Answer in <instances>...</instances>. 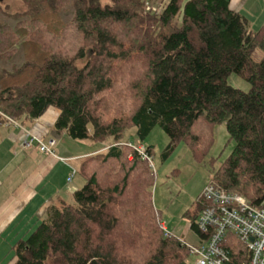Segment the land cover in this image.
<instances>
[{
  "label": "trees",
  "instance_id": "16d2710c",
  "mask_svg": "<svg viewBox=\"0 0 264 264\" xmlns=\"http://www.w3.org/2000/svg\"><path fill=\"white\" fill-rule=\"evenodd\" d=\"M0 0V123L25 127L50 107L74 140L109 145L79 158L84 184L59 197L14 245L13 264H187L182 238L166 230L153 201L155 172L123 141L160 126L163 157L185 142L199 162L225 123L235 145L210 182L264 207V24L230 0ZM236 73L250 84L229 83ZM153 156V145L146 146ZM130 154H133L130 157ZM192 226L203 210L197 198ZM230 264L249 259L234 234ZM238 239V240H236Z\"/></svg>",
  "mask_w": 264,
  "mask_h": 264
},
{
  "label": "rangeland",
  "instance_id": "374dc122",
  "mask_svg": "<svg viewBox=\"0 0 264 264\" xmlns=\"http://www.w3.org/2000/svg\"><path fill=\"white\" fill-rule=\"evenodd\" d=\"M165 1L167 0H148V4L150 7L158 9ZM2 2V5L7 2L11 3L12 6L18 3L17 0H4ZM260 27H256V29H260ZM253 57L255 60L260 61L264 57V51L259 47L256 48ZM229 83L244 91L250 89L249 82L236 73L229 76ZM136 130L137 128L134 126L129 128L123 141L119 142L120 145L130 142L140 145L141 141L136 136ZM53 138L56 139L57 143L61 141L55 136ZM169 142V135L160 126H156L142 142L145 147L153 145L152 163L148 161L155 172V181L152 185L154 205L168 231L181 237L186 242L198 244L199 234L193 228L192 218L188 213L191 212L193 215L196 213L197 198L210 182L214 168H217L227 158L234 148L235 142L230 139L226 124H220L217 127L215 145L210 153V156L215 157L214 166L207 163V161H197L185 142L179 143L164 158L163 154ZM10 143V140H6L1 143L0 147L4 150L0 152V155L2 154L0 156V264H8L14 259L13 245L38 225L39 218H37L36 210L38 203L42 204V202L37 197L32 202L26 203V201H23V197L33 187L32 184L40 179L41 175L45 174L43 166L38 163L39 159L33 157L36 152L26 160L25 158L21 159V155L15 154L17 151L22 150L21 146ZM110 143L111 139H107L100 144L89 142V144H83V147L90 152L94 148L104 147ZM60 144L61 148L71 152L73 146L69 147L67 141L60 142ZM33 150L35 151L36 148ZM66 151L63 150V155L67 153ZM57 154L59 157L66 158L60 153ZM78 160L60 161V165L61 167L66 164L69 166L71 162V164L75 165L76 163L78 166L80 162ZM69 168V174L72 173L73 168L77 169L74 166H69ZM74 178L73 183L78 185V188L84 184L79 173H76ZM55 179L59 182L61 180L60 177ZM66 198L71 199L70 193L67 194ZM238 241L240 242V240ZM236 244L240 247L244 245L241 242ZM197 259L196 255L189 254L187 264H197Z\"/></svg>",
  "mask_w": 264,
  "mask_h": 264
},
{
  "label": "built area",
  "instance_id": "2783aa9c",
  "mask_svg": "<svg viewBox=\"0 0 264 264\" xmlns=\"http://www.w3.org/2000/svg\"><path fill=\"white\" fill-rule=\"evenodd\" d=\"M10 122L21 128L19 145L24 148L37 146L41 152L58 157L55 138L46 140L20 122ZM127 144L152 163V156L145 145L132 142ZM59 159L67 162L72 158ZM76 173L77 169L73 168L68 181ZM202 195L205 206L194 221L199 231V243L191 244L182 239L190 254L197 256V264H230L232 258L227 247L231 243L226 239L229 233L238 237L249 252V259L244 264H264V207H257L244 195L226 190L212 182L208 183Z\"/></svg>",
  "mask_w": 264,
  "mask_h": 264
},
{
  "label": "crops",
  "instance_id": "0c3cea01",
  "mask_svg": "<svg viewBox=\"0 0 264 264\" xmlns=\"http://www.w3.org/2000/svg\"><path fill=\"white\" fill-rule=\"evenodd\" d=\"M230 6L233 10L245 15L250 20L251 26L254 30H257L258 28L256 29V27H260L261 24H264V0H230ZM58 115L59 110L55 107H50L40 118L32 122H27L25 127L30 129L33 133L44 137L46 140L53 139V136H55L61 140L60 142L67 141L70 145H68L69 147L73 146L71 147V152H67L65 149L61 148L60 142L57 143V141V148L55 147V151L61 155H63V150L66 151L67 153H64L63 156L66 158H72L71 161H76L77 159L82 158L97 149L103 148L100 146L99 148H94L89 152L83 147V144H89L88 141H75L72 138L68 139L69 136L64 131H58L54 127V123ZM21 134V128L15 126L11 122L0 123V147L2 145L1 143L6 140H10V144L19 145L18 141L21 137ZM21 148L22 150L17 151L15 154L21 155V159L25 158L26 160L29 157H32V155L36 152L35 156L33 157H37L39 159L38 163L43 166V172H45L43 175L44 177L41 175V178L37 179L36 182L32 184L33 187L29 189L23 197V201H26V203L32 202L35 198L39 197V200L42 202V204L38 203L36 215L40 220L45 210L51 203L55 202L59 197H66L69 193L71 195L78 188V185L73 183L75 180L74 177L71 181H68V177L70 175L69 166L77 167V165L76 163L74 165L70 162L69 166L66 164L64 167H61L60 161L62 160L59 159V156L56 157L53 155H47L41 152L37 146L32 148H24L21 146ZM34 148H36L35 151L33 150ZM3 151L4 150L0 149V152ZM0 156H2V154ZM57 177L61 178L60 182L59 180L55 179ZM163 225L167 229V226L164 224V222ZM14 260L15 258L12 259L8 264H13Z\"/></svg>",
  "mask_w": 264,
  "mask_h": 264
}]
</instances>
